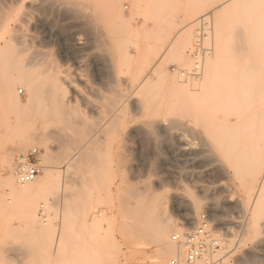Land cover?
Listing matches in <instances>:
<instances>
[{"label":"rangeland","instance_id":"rangeland-1","mask_svg":"<svg viewBox=\"0 0 264 264\" xmlns=\"http://www.w3.org/2000/svg\"><path fill=\"white\" fill-rule=\"evenodd\" d=\"M30 1L0 0V179L13 176L16 146L28 138L36 144L23 157L34 149L39 157L49 145L52 159L69 166L55 165L52 186L33 203L10 197L0 182V264H170L151 229L169 223L172 242L204 213L221 237L229 233L220 264H264V217L259 232L247 234L254 202L244 200L233 174L256 138L264 104V0H47L35 11ZM202 27L207 55L198 80L218 49L215 79L197 101L177 100L146 79L150 65L161 61L176 80L193 81ZM48 73L75 102L62 121L49 117L40 96ZM121 99L125 108L116 113Z\"/></svg>","mask_w":264,"mask_h":264},{"label":"bare ground","instance_id":"bare-ground-1","mask_svg":"<svg viewBox=\"0 0 264 264\" xmlns=\"http://www.w3.org/2000/svg\"><path fill=\"white\" fill-rule=\"evenodd\" d=\"M242 2L241 0H235V2L236 3H238V2ZM18 2V1H17ZM17 2H15V3H17ZM23 2V1H22ZM22 2H21V4H22ZM227 2H231V1H227ZM234 2V4H236ZM24 3V2H23ZM16 5H18V4H16ZM26 6V5H25ZM237 6V5H236ZM29 7V8H28ZM40 7H47V0H31L29 3H28V6H27V8L28 9H31V10H37L38 8H40ZM227 7V6H226ZM229 8L230 7H232V6H228ZM46 12V11H45ZM44 12V13H45ZM39 13V12H38ZM13 17V16H12ZM203 20H204V18H202ZM201 19V20H202ZM10 20V19H9ZM218 22V21H217ZM216 21L214 22V24L215 23H217ZM221 24V23H220ZM217 25V24H216ZM123 26V25H122ZM218 26H220V25H218ZM221 26H222V24H221ZM223 26H226V25H224V22H223ZM223 26L220 28V30L221 31H223L224 29H223ZM116 27V26H115ZM120 28V27H119ZM122 28L123 27H121V29L120 30H117L118 32V34L121 32V30H122ZM216 28V27H215ZM214 28V29H215ZM218 28V27H217ZM223 29V30H222ZM237 29H239L238 27H237ZM216 31H217V29H215ZM123 31V30H122ZM221 31H220V34H221ZM226 31V30H225ZM231 31V30H230ZM239 31V30H238ZM227 32V31H226ZM122 34V33H121ZM218 34H219V32L217 33V34H215V35H217L218 36ZM224 34V33H223ZM232 34V33H231ZM239 33H237V35H238ZM241 34V33H240ZM184 35V34H183ZM214 35V36H215ZM220 36V35H219ZM224 36H225V34H224ZM234 36V35H233ZM216 37V36H215ZM231 37H232V35H231ZM220 38V37H219ZM175 40V39H174ZM174 40H170V44H169V46L168 47H170V49L173 47V45H175L176 44V40L174 41ZM178 40V39H177ZM217 41H219L218 39H216ZM221 40H223V36H222V38H221ZM220 40V41H221ZM225 40V39H224ZM174 41V43H172ZM185 41V40H184ZM215 41V40H214ZM216 41V42H217ZM219 41V42H220ZM119 42V41H118ZM219 42L217 43V44H219ZM235 42V41H234ZM2 43V42H1ZM237 43V42H236ZM119 44V43H118ZM216 44V43H215ZM216 44V45H217ZM221 44V43H220ZM198 45V41L196 42V48H195V50H194V52H193V55H194V53H196L195 54V58H199L201 61H199L200 63H195V65H194V69H193V73L192 74H184V73H181V77L182 78H188V76H190L191 78H193L194 80L193 81H191V82H189V81H187V80H176L175 78H174V76L173 75H171V74H169L168 73V71L167 70H165L164 68H163V66H162V63L163 62H155V64L153 63L152 65H150V68H149V72H148V74H147V72H146V74H147V78L146 79H150V78H152L154 81H156V83H158L159 85H166L169 89H171L173 92H174V94H173V97L175 98V99H177V100H182L183 98H185V97H188V96H190L193 100H195V101H197L198 100V98H200V96H201V94H202V92L203 91H205V90H208V89H210V87H211V83L213 82V80L215 79V73H214V68H217V61L219 60V58L215 55V54H217L216 53V51L218 50L217 48V50H215V54L213 53L212 55H214V56H211L210 54V56L208 57V63H207V67H206V72H205V76H203V77H201V79L200 80H198L199 78H200V76H201V72H200V69H201V65H202V61H203V59H204V57H205V55H207V50L203 47V40L201 41V47L199 46H197ZM234 45H236V44H234ZM218 46V45H217ZM221 46V45H220ZM223 46V45H222ZM227 47V46H226ZM230 47V46H229ZM220 49V48H219ZM118 50H120L119 48H118ZM245 50V49H244ZM206 52V53H205ZM218 52V51H217ZM229 52V51H228ZM245 52V51H244ZM205 53V54H204ZM230 53V52H229ZM220 54H221V52H220ZM220 54H219V56H220ZM231 54V53H230ZM201 55H203L202 57H201ZM222 55V54H221ZM225 56V55H224ZM149 57V56H148ZM221 57V56H220ZM228 57V56H227ZM226 58V57H225ZM225 58H223V59H225ZM145 59H147L148 60V58H145ZM160 59V58H159ZM229 59V58H228ZM228 61H231V60H228ZM146 62V61H145ZM150 62H151V60H150ZM154 62V61H153ZM143 63H144V61H143ZM148 62H146V64H147ZM234 63V62H233ZM145 64V65H146ZM150 64V63H149ZM148 64V65H149ZM219 65H220V63H218ZM238 64V63H237ZM148 65L146 66V67H148ZM230 65V64H229ZM142 66V65H141ZM221 66H222V64H221ZM225 66V65H224ZM223 66V67H224ZM226 67V66H225ZM228 67V66H227ZM231 67V69H234V68H232V67H234V65L233 66H230ZM222 70V69H221ZM140 70H138V72H139ZM201 71H202V69H201ZM225 71V70H224ZM233 71H235V70H232V72ZM47 72V71H46ZM140 73V72H139ZM138 73V74H139ZM217 74V73H216ZM56 74H53V73H48L47 74V89L45 90V91H43L42 93H40V96H41V98L43 99V98H47V114L49 115V117L50 118H55V117H59L60 118V120L62 121V119L64 118V117H66V116H69V114H71V112L73 111V99L71 100V97L70 96H68L67 95V91H66V89L60 84V82H59V80L57 79V77L55 76ZM186 75V76H185ZM188 75V76H187ZM141 76V75H140ZM216 76H218V75H216ZM180 77V78H181ZM220 76H218V78H219ZM232 77H233V75H232ZM145 78H138V80H137V84L138 85H140L141 83H143V82H145ZM219 80V79H218ZM228 80H230V79H228ZM147 81V80H146ZM234 81H235V79H234ZM233 81V82H234ZM237 81V80H236ZM258 81V80H257ZM227 82V81H226ZM231 83V82H230ZM262 83V82H261ZM154 84V83H153ZM158 84H157V86H158ZM218 84V83H217ZM216 84V85H217ZM227 84H228V82H227ZM226 84V85H227ZM137 85V86H138ZM219 86V85H218ZM234 86V85H233ZM236 86V85H235ZM217 87V86H216ZM247 87V86H246ZM252 87V86H251ZM262 87H263V84H262ZM229 88V87H228ZM255 88H257V87H255ZM34 89V88H33ZM70 89V88H69ZM221 89H222V87H221ZM227 89V88H226ZM232 89V88H231ZM234 89H236L235 87H234ZM242 89V88H241ZM240 89V90H241ZM249 91H252V90H254V88L253 89H251L250 87H249ZM258 89V88H257ZM263 88H261V90H262ZM35 90V89H34ZM71 90V89H70ZM216 90H217V88L215 89V92H216ZM224 90H225V88H224ZM238 90V89H237ZM237 90H235L236 92H237ZM243 90V89H242ZM248 90V89H247ZM209 91V90H208ZM226 91V90H225ZM230 91V90H229ZM229 91H228V93H229ZM245 91V90H244ZM259 91H260V89H259ZM252 93V92H251ZM253 93H254V91H253ZM255 93H257V92H255ZM215 94V93H214ZM235 94V93H234ZM257 94H259V93H257ZM256 94V95H257ZM34 95H35V97H36V94H35V92H34ZM34 95H33V98H34ZM72 95V94H71ZM119 95V94H118ZM237 95V94H236ZM246 95V94H245ZM249 95V94H248ZM253 95V94H252ZM260 96H263L264 95V93H261V94H259ZM258 95V96H259ZM238 96H240V94H238ZM247 96V95H246ZM257 96V97H258ZM73 97V96H72ZM248 97H251L250 95L248 96ZM254 97V96H253ZM256 97V96H255ZM120 98H121V96H120ZM124 98V97H123ZM227 98V97H226ZM235 98H236V96H235ZM28 99V98H27ZM30 100H28L29 102H28V104H30V102H31V97L29 98ZM125 99V98H124ZM234 99V98H233ZM256 99H258V98H256ZM260 99H261V97H260ZM204 100V99H203ZM229 100H230V97H229ZM235 100V99H234ZM241 100H243L242 101V103H244V101H246L245 99H243V98H241ZM247 100H248V98H247ZM251 99H249V101H250ZM253 100H254V98H253ZM259 100V99H258ZM257 100V101H258ZM73 101V102H72ZM256 101V100H255ZM255 101H253L254 103H255ZM174 102V101H173ZM183 102V101H182ZM186 102V101H185ZM264 102V101H263ZM75 103V102H74ZM225 103V102H224ZM229 103V102H228ZM246 103H250V102H247L246 101ZM252 103V102H251ZM254 103H253V105H254ZM119 105H118V112L116 111V113H120L124 108H125V102L124 101H122V99L120 100V103H118ZM201 104V103H200ZM226 104V106H227V103H225ZM175 106H176V104H174ZM178 105V104H177ZM202 105H205V104H202ZM223 105V104H222ZM257 105H258V103H257ZM256 105V106H257ZM260 105H261V103H260ZM174 106V107H175ZM209 106H211V104L209 105ZM244 106V105H243ZM250 106H251V104H250ZM255 106V105H254ZM255 106V107H256ZM180 107V106H179ZM188 107V106H187ZM245 107V106H244ZM255 107H253L254 109H255ZM182 108V107H181ZM230 109V108H229ZM252 109V108H251ZM253 109V111H252V113L254 114L255 112L254 111H256V110H254ZM249 110V109H248ZM176 111H177V109H176ZM179 111H180V109H179ZM225 111H226V109H225ZM249 111H251V110H249ZM181 112V111H180ZM231 112V111H230ZM182 113H183V108H182ZM182 113H178V114H180V116H181V114ZM251 113V114H252ZM177 114V113H176ZM231 114V113H230ZM229 114V115H230ZM244 114V113H243ZM252 114V115H253ZM182 115H184V114H182ZM228 115V114H227ZM249 115V114H248ZM177 116H179V115H177ZM179 116V117H180ZM183 117V116H182ZM228 117V116H227ZM230 117V116H229ZM183 119V118H182ZM255 119L257 120V123H256V125H257V131L256 132H258V133H255L256 134V138L252 141L251 140V143H250V145L248 146V147H246V148H248V150H247V155H246V158L243 160V161H241V163H239V161L235 164V168L233 169V174L234 175H239L238 177H239V181H240V183H241V186H242V188L243 189H241V190H243V192H244V200L246 199V200H249V201H251V199L253 200V209H252V213H251V217H250V219H249V222H248V224H247V226H248V229H247V234H249L250 236H253V235H255V234H257V231H258V227H259V219H261L262 217H264V104H262L259 108H258V110H257V112H256V117H255ZM54 120V119H53ZM59 120V119H58ZM248 120V119H247ZM175 121V120H174ZM253 122V121H252ZM251 123V122H250ZM248 124V123H247ZM158 125H160V124H158ZM174 125H176V124H174ZM181 125H182V121H181ZM256 125H255V121L253 122V124H252V126H254V127H256ZM153 126V125H152ZM178 125H176V127H177ZM159 127H161V126H159ZM180 127V126H179ZM178 127V128H179ZM183 127V126H182ZM181 128V127H180ZM160 129V128H159ZM181 130V129H180ZM188 130V129H187ZM247 130V129H246ZM256 130V129H255ZM182 131V130H181ZM183 131H184V129H183ZM197 131V130H196ZM248 131V130H247ZM188 132V131H187ZM198 132V131H197ZM53 134H57V135H61V133H59V131L57 132V131H55V130H53V132H52ZM183 133V132H182ZM191 134H192V132H190ZM199 133V132H198ZM187 134V133H186ZM194 134V133H193ZM201 134V133H200ZM199 134V135H200ZM244 134V133H243ZM252 134V133H251ZM180 135V134H179ZM178 135V136H179ZM181 136V135H180ZM182 137V136H181ZM194 137V136H193ZM28 138V137H27ZM31 139V138H30ZM202 139V138H201ZM200 139V140H201ZM28 140H29V138H28ZM26 140V139H23V140H21L18 144H17V146H16V152L17 153H19L20 154V163L16 166V168L15 169H13V176L12 175H10L8 178H4V179H0V182H1V185H3V187L5 188L4 189V193H6L7 195H10V197H20V199H21V201H20V199L18 200L20 203L21 202H24V201H26V200H24V199H26L27 197L30 199H32L33 197L35 198V197H39L41 194H43L47 189V185L50 187V185H51V182H52V180L54 179V177H53V174H54V170H55V165L58 167V168H61V169H64L65 167H67V166H69V161L68 160H65V161H59V162H57L56 160V162L52 159V149H51V147L49 146V145H47V146H44V151H45V153L43 154V155H39V157H37V155L35 156V160L34 159H28V157L26 158V157H23V154L26 152V150H27V148L28 147H30V146H32V145H35L36 144V142L34 143V142H31V141H34L33 139H31V141L29 140ZM176 140V139H175ZM201 141H203V140H201ZM40 142V141H39ZM204 142V141H203ZM42 143V142H41ZM247 144V143H246ZM245 144V145H246ZM45 145V144H44ZM201 145H202V143H201ZM248 145V144H247ZM203 146V145H202ZM205 146V145H204ZM203 146V147H204ZM84 147V146H83ZM201 147V146H200ZM241 148V146H239V149ZM79 149H83V148H79ZM80 151V150H79ZM206 151V150H205ZM240 151V150H239ZM209 152V151H208ZM242 152V151H241ZM79 153V152H78ZM186 153V152H185ZM243 153V152H242ZM237 155V154H236ZM242 156V155H241ZM245 156V155H244ZM36 157H37V159H36ZM206 158V157H205ZM204 158V159H205ZM237 158V157H236ZM211 160H212V158H211ZM237 160H238V158H237ZM54 161V162H53ZM214 161H216V160H214ZM213 160H212V162H214ZM236 161V160H235ZM71 162V161H70ZM203 162V161H202ZM210 162V161H209ZM211 162V163H212ZM219 163H220V161H218ZM210 163V164H211ZM30 164H34V165H36L37 167H38V169H39V172H38V174H37V176L32 180V181H30V182H27V183H24V184H20V183H18V181H17V176H16V170L18 169V167L19 166H21V165H23V166H25V165H30ZM73 164H74V162H73ZM73 164H71V165H73ZM208 164V163H207ZM224 164V163H223ZM227 164H229L230 165V163H227ZM11 165H12V159H11V157H7L6 159H5V161H4V167L5 168H7V170L8 169H10L11 168ZM41 166V168H42V170H43V176L41 177L40 176V166ZM215 165V164H214ZM219 166H220V169H222V167H221V165L219 164ZM216 167H217V165H216ZM232 169V167H229L228 166V169ZM66 169H68V167L66 168ZM215 169H218V168H215ZM11 170V169H10ZM214 170V169H213ZM65 171H67V170H65ZM222 171V170H221ZM224 171V170H223ZM226 174V173H225ZM233 175V176H234ZM61 178V177H60ZM62 178H63V176H62ZM62 181V180H61ZM52 186V185H51ZM48 187V188H49ZM239 192V191H238ZM242 192V193H243ZM241 193V194H242ZM44 195V194H43ZM22 197V198H21ZM38 197L37 198H35V200H37L38 199ZM24 198V199H23ZM34 198L32 199L33 201H34ZM24 201H23V200ZM28 199V200H29ZM29 200V201H31L32 202V200ZM177 199V198H176ZM45 201V200H44ZM43 201V202H44ZM43 202H42V205H43ZM46 202V201H45ZM240 202V201H239ZM247 202V201H246ZM33 203V202H32ZM158 203V202H157ZM241 203V202H240ZM244 203H245V201H244ZM252 203V202H251ZM27 204H28V202H27ZM47 204V203H46ZM142 204H144V203H142ZM192 204V203H191ZM190 204V205H191ZM184 205H187V204H184ZM238 205V204H237ZM46 206V205H45ZM189 206V205H188ZM192 206V211L194 212V208H195V206L196 207H198V205H196V203L194 202V204L193 205H191ZM43 207V206H42ZM47 207V206H46ZM145 207V206H144ZM144 207H142L143 209H144ZM181 207V206H180ZM252 208V207H251ZM28 209V208H27ZM47 209V208H46ZM147 209H149V208H147ZM146 209V210H147ZM43 210V209H42ZM137 210V209H136ZM151 210H153V209H150V212H151ZM161 210V209H160ZM182 210V209H181ZM131 211H133V209L131 208ZM148 211V210H147ZM133 212H137V211H133ZM145 212V211H144ZM143 212V213H144ZM158 212L160 213V211L158 210ZM163 212V211H162ZM28 213V212H27ZM42 213H43V211H42ZM45 213V212H44ZM195 213V212H194ZM132 214H134V213H132ZM145 214V216H147L146 215V213H144ZM148 215H149V213H147ZM135 215V214H134ZM137 215H139V214H137ZM137 215H136V217H137ZM160 215V214H159ZM163 215V214H162ZM161 215V216H162ZM184 215L186 216V217H188V216H190L191 215V210L189 211H185L184 212ZM202 215H206V217H207V219H208V223L210 224V226L208 227V230L210 229V231L214 234V236L219 240V242H220V246H221V248H220V250H218V251H216L214 254H212V258L213 259H215V258H218L220 261H221V258L219 257V255L224 251V246H223V244L225 243L224 242V235H226V236H228L229 235V233H228V230H227V232L226 233H224V234H222V237L219 235V233H217L215 230H214V228H213V226H212V224H211V222H210V219L208 218V216H207V214H201L197 219H195V221H194V223L192 224V226H190L189 228H186V229H184L183 231H181V232H177V231H175L173 234H172V236H171V240H172V242L175 244V246H177V248H179V251H178V254L176 255V252H175V249L174 248H176L174 245H173V243L172 242H169V240H170V238L168 237V234L170 233V231L172 232L173 231V229H172V225L170 226V224L169 223H159L158 224V226L156 225L155 226V230H153L154 228L153 227H151V228H153V229H151L153 232H154V234H155V237L153 238V239H156L157 238V241H159L161 244H163V246H164V249H165V251L167 252V254L170 256V257H172V259L170 260V264H171V261L172 260H175V261H179V262H181L180 260H182L184 257H186V250H185V247L182 245V244H179V243H177V242H175L174 240H173V236L174 235H176V234H180V235H183L184 233H186V232H188V231H190V232H192V231H194L196 228H197V226L200 224V222L197 224V221H199V220H201L202 218H201V216ZM249 215H250V213H249ZM249 215H248V217H249ZM169 216V215H168ZM135 217V218H136ZM149 217H150V215H149ZM148 217V218H149ZM163 217V216H162ZM134 218V217H133ZM152 218L153 217H151V222H152ZM155 218H157L156 216H155ZM161 218V217H160ZM163 218H165V217H163ZM168 218V217H167ZM170 218V217H169ZM154 219V218H153ZM166 219V218H165ZM189 219H191V217L189 218ZM188 219V220H189ZM157 220V219H156ZM162 220V219H161ZM168 220V219H167ZM262 220L263 219H261L260 221H261V223H262ZM163 222H164V220H162ZM150 222V223H151ZM170 222V221H169ZM174 222V221H173ZM154 223V222H153ZM157 223V222H156ZM155 224V223H154ZM173 224V223H172ZM197 224V226H195ZM140 225V224H139ZM175 225V224H174ZM152 226H153V224H152ZM175 227V226H174ZM176 229V228H175ZM207 229V228H206ZM149 231H150V228H149ZM209 232V231H208ZM230 232V231H229ZM246 232V231H245ZM259 232V231H258ZM151 234H153L152 232H151ZM244 234V233H243ZM248 235V236H249ZM154 236V235H153ZM150 237H152V236H150ZM169 238V239H168ZM229 240V239H228ZM155 241V240H154ZM230 241V240H229ZM172 243V244H171ZM225 245V244H224ZM180 249H181V253H180ZM177 250V249H176ZM183 254V255H182ZM209 254L207 253H204V255H203V257H202V259L199 261V264H204L205 263V261L206 260H208V258H209ZM220 263V262H219ZM226 264H227V262H226Z\"/></svg>","mask_w":264,"mask_h":264},{"label":"built area","instance_id":"built-area-1","mask_svg":"<svg viewBox=\"0 0 264 264\" xmlns=\"http://www.w3.org/2000/svg\"><path fill=\"white\" fill-rule=\"evenodd\" d=\"M203 31L204 29L202 27L199 33L198 47H201V41L204 39ZM37 153V150L34 149L28 156V159L35 160ZM38 172L39 169L34 164L25 166L21 165L16 170L17 181L20 184L30 182L37 176ZM201 218V220L197 221V224L199 222L200 224L198 226L197 224L195 225L197 228L194 231H188L183 235L176 234L173 236V240L175 242L182 244L185 247L186 257L180 260L181 262L172 260L171 264H199V261L202 259L204 253H208L210 255L204 264H220V260L218 258H212V254L220 250V242L210 229L208 230L210 224L208 223L206 215H202Z\"/></svg>","mask_w":264,"mask_h":264}]
</instances>
